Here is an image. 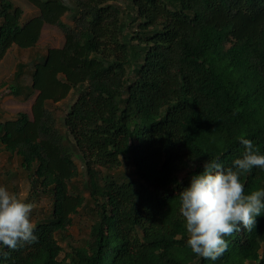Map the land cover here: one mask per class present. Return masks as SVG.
<instances>
[{"label":"trees","instance_id":"trees-1","mask_svg":"<svg viewBox=\"0 0 264 264\" xmlns=\"http://www.w3.org/2000/svg\"><path fill=\"white\" fill-rule=\"evenodd\" d=\"M28 1L38 13L22 21L0 0V61L12 47L34 48L45 25L64 41L30 64L27 86L17 66L10 92L33 97L31 114L0 122V145L51 211L35 223L37 243L0 245V264H264V211L252 231L225 237L215 261L191 252L179 213V193L207 160L227 169L243 157L241 135L264 155V0H125V10L123 0ZM77 88L60 133L47 103ZM73 150L96 219L65 250L56 235L85 202L68 186ZM241 180L245 194L264 189V170Z\"/></svg>","mask_w":264,"mask_h":264},{"label":"clouds","instance_id":"clouds-1","mask_svg":"<svg viewBox=\"0 0 264 264\" xmlns=\"http://www.w3.org/2000/svg\"><path fill=\"white\" fill-rule=\"evenodd\" d=\"M245 151L225 169L219 158L207 160L200 174L179 193V213L184 218L187 246L204 259L217 260L228 249L225 237L244 230L252 231L256 217L264 211V189L245 194L241 177L253 168L264 170V155L253 141L239 137ZM34 205L15 192L0 186V245L15 250L38 242L35 224L30 219Z\"/></svg>","mask_w":264,"mask_h":264},{"label":"rangeland","instance_id":"rangeland-1","mask_svg":"<svg viewBox=\"0 0 264 264\" xmlns=\"http://www.w3.org/2000/svg\"><path fill=\"white\" fill-rule=\"evenodd\" d=\"M16 6L20 7L23 11L22 21L27 20L37 15L38 10L28 0H11ZM65 4H69V0H63ZM123 10L126 9V1L116 2ZM125 19V18H124ZM127 20V19H126ZM125 20V21H126ZM62 21L67 25H72V19L70 13H67ZM126 32L123 35L124 40L130 39L129 34L132 32L133 26H127ZM38 44L32 49H19L12 47L8 55L0 64V122L7 120H13L18 113L31 114V105L33 97L28 100H24L23 97L26 91H22L20 96H13L10 92V87L13 83V77L17 71L18 65H23L21 73V85L27 86L29 84L30 64L39 60L45 56L46 52L50 48H59L63 45L64 37L62 32L56 26L45 25L42 29ZM133 76L129 70V77ZM78 88L73 89L69 96L60 102L53 103L48 102L47 107L54 114L56 124L60 133H65L66 129L63 125V118L68 107L74 102ZM74 162L77 167L78 175L70 180L69 189L76 193L81 192L85 198L83 206L78 210L77 214L72 216V224L67 228L66 233L63 235L57 234L56 240L59 245L65 250H69L70 240L73 244H81L87 239L90 226L96 219L94 205L91 203L88 193L84 188L87 175L85 168L83 167L77 151L73 150ZM116 173H127L126 169H119ZM183 176V175H181ZM27 175L20 167L19 159L16 156H11L0 145V186L6 187L9 191L15 192L21 198H24L26 202L34 205L33 211L30 214L31 221L35 224L39 220H43L47 217L51 211V200L44 194L32 192L35 189H31L30 183L27 181Z\"/></svg>","mask_w":264,"mask_h":264},{"label":"crops","instance_id":"crops-1","mask_svg":"<svg viewBox=\"0 0 264 264\" xmlns=\"http://www.w3.org/2000/svg\"><path fill=\"white\" fill-rule=\"evenodd\" d=\"M10 50V49H9ZM9 52V51H8ZM8 52L7 54L5 55V57L8 55ZM5 57L0 61V64L3 62V60L5 59Z\"/></svg>","mask_w":264,"mask_h":264}]
</instances>
